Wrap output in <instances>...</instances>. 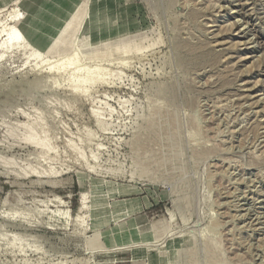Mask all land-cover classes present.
Returning <instances> with one entry per match:
<instances>
[{"label": "rangeland", "instance_id": "rangeland-1", "mask_svg": "<svg viewBox=\"0 0 264 264\" xmlns=\"http://www.w3.org/2000/svg\"><path fill=\"white\" fill-rule=\"evenodd\" d=\"M44 1L0 0V31L71 11L38 44L0 33V158L37 152L23 111L51 134L44 175L0 166V264H264V0ZM35 79L57 88L29 101Z\"/></svg>", "mask_w": 264, "mask_h": 264}, {"label": "bare ground", "instance_id": "bare-ground-1", "mask_svg": "<svg viewBox=\"0 0 264 264\" xmlns=\"http://www.w3.org/2000/svg\"><path fill=\"white\" fill-rule=\"evenodd\" d=\"M49 0H45L42 7H44ZM242 5V4H241ZM84 5L77 11L76 16L74 18V22L68 26L66 29L65 34L63 35L62 39H59L55 42V44H49L51 40V36L49 35L48 38L45 40H48V42H44L46 44L45 53L48 55L54 56V58L57 59L58 64H54L51 68H49V72H57L59 73L61 69L63 68H57L61 67L62 62H67L69 65H72L76 62V55L70 53V49L72 47V35L73 32L77 31L78 33L80 30L86 29V22L82 21L81 19V13L83 12ZM71 11L70 10H62L58 5H52L46 12L41 14L39 17L35 18L33 21H30L28 23H25L23 21H17L15 25H13L10 28L2 27L1 31L7 32L5 44L2 45L1 49L8 48L12 46L13 44H18L19 42H23L27 38L34 37L35 43L38 44V42L41 39V28H43L44 31L51 29L52 27H57L61 20L67 15L70 16ZM235 23V22H234ZM235 27V26H234ZM244 27V26H243ZM247 27V26H246ZM0 31V33H1ZM80 40V39H79ZM78 40V41H79ZM250 40V39H249ZM257 40V39H255ZM249 41L248 43L253 46L254 49L257 48V44L255 45L256 41ZM260 41V40H259ZM59 42H62L61 45H59ZM260 47V46H258ZM252 48V49H253ZM84 71L80 70L72 78H70V90L72 92L83 94L85 93L83 90V86L86 83H90L96 78L95 74L93 73L90 77H83ZM95 76V77H94ZM38 78V76H37ZM40 80L35 79L33 81L32 86L30 87V91L27 94L29 101L35 100L36 96L40 93H42L44 90L48 89L47 92H52L56 90L57 85L55 82H52L48 87L45 85V83L39 82ZM50 82V81H49ZM45 85V86H44ZM27 87V88H29ZM27 90V89H26ZM27 91V92H28ZM44 96V95H43ZM54 95H48L40 98V104L47 105L49 104V101H55L53 99ZM7 113V111H6ZM22 115H24L27 118V123L22 127V130H25L26 135L22 138L23 141H25L27 144L33 146L35 150H37L36 153H34L33 157L31 159L25 160V165H20L14 158L10 159H3L0 158V166L4 168V171L6 172H12L16 176H26L28 174L33 175H44L45 171L44 168L41 167V159L47 160L48 159V153L51 150V134L49 131V113L44 114V110L37 109L32 115L28 114L26 112H21ZM6 115V114H4ZM2 114V116H4ZM1 116V115H0ZM6 117V116H5ZM33 117V119H30ZM32 120V121H30ZM1 126H5L6 132L4 134V140L6 138H16L18 135V128L17 125H10L5 123V119L2 118ZM20 130V129H19ZM39 163L41 165H39ZM40 166V167H39ZM43 167V165H42ZM45 167V166H44ZM2 168V169H3ZM11 173V174H12ZM49 173V170L47 171ZM53 173V172H52ZM51 174V173H50ZM52 176V175H51ZM85 194V193H84ZM86 197V195H85ZM84 197V198H85ZM84 207V206H83ZM85 209V208H84ZM85 216V215H83ZM81 215V217H83ZM76 218V217H75ZM79 219V218H78ZM82 219V218H81ZM20 248V247H19Z\"/></svg>", "mask_w": 264, "mask_h": 264}]
</instances>
